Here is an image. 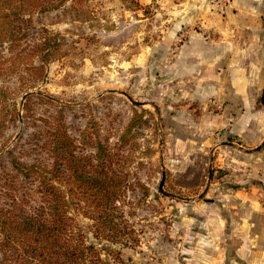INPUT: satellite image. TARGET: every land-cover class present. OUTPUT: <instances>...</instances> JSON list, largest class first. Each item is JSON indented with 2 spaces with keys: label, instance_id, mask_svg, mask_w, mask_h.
I'll use <instances>...</instances> for the list:
<instances>
[{
  "label": "rangeland",
  "instance_id": "374dc122",
  "mask_svg": "<svg viewBox=\"0 0 264 264\" xmlns=\"http://www.w3.org/2000/svg\"><path fill=\"white\" fill-rule=\"evenodd\" d=\"M27 18L23 45L50 52L0 75V264H18L2 222L34 216L55 169L105 262L264 264V0H69ZM102 169L115 242L94 236L77 180Z\"/></svg>",
  "mask_w": 264,
  "mask_h": 264
},
{
  "label": "trees",
  "instance_id": "16d2710c",
  "mask_svg": "<svg viewBox=\"0 0 264 264\" xmlns=\"http://www.w3.org/2000/svg\"><path fill=\"white\" fill-rule=\"evenodd\" d=\"M68 1L0 0V75L11 71L23 56H29L34 46L39 51L37 57L41 61L48 59L49 37L34 46L23 45L22 40L26 36L24 26L29 22L27 16L58 8ZM16 166L21 169L19 163ZM104 172L107 171L102 169L101 175L94 179H83L79 174L77 180L84 196L90 199L87 208L94 222V236L104 235L115 242L122 235L121 223L114 216L118 210L115 198L119 196V189L114 190L116 179L107 177ZM52 174L51 179L42 175V205L34 216H23L17 221V228L12 227L13 221L2 222V228L11 234L6 239L15 254V257L8 259L18 264H110L100 258L95 246L86 241L82 229L65 215L68 201L64 191L54 185L52 180H59L64 185L66 179L59 174L58 169ZM14 230L15 238L11 243Z\"/></svg>",
  "mask_w": 264,
  "mask_h": 264
},
{
  "label": "crops",
  "instance_id": "0c3cea01",
  "mask_svg": "<svg viewBox=\"0 0 264 264\" xmlns=\"http://www.w3.org/2000/svg\"><path fill=\"white\" fill-rule=\"evenodd\" d=\"M254 248H255V247H254ZM256 248H257V247H256ZM244 251H245V252H251V251H253V250H252L251 246L246 245L245 248L242 249V252H244ZM254 251H257V250L254 249ZM245 252H244V253H245Z\"/></svg>",
  "mask_w": 264,
  "mask_h": 264
},
{
  "label": "water",
  "instance_id": "95a60500",
  "mask_svg": "<svg viewBox=\"0 0 264 264\" xmlns=\"http://www.w3.org/2000/svg\"><path fill=\"white\" fill-rule=\"evenodd\" d=\"M125 96H127L132 102H134L129 96H128V94H126V93H123ZM134 103H136V102H134ZM164 179H165V176H163V181H162V183H161V186H163V182H164ZM205 194V193H204Z\"/></svg>",
  "mask_w": 264,
  "mask_h": 264
}]
</instances>
